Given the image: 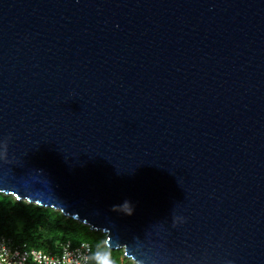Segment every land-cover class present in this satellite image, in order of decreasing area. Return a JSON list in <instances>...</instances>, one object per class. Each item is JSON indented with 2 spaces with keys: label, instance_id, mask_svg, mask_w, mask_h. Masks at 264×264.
<instances>
[{
  "label": "water",
  "instance_id": "obj_1",
  "mask_svg": "<svg viewBox=\"0 0 264 264\" xmlns=\"http://www.w3.org/2000/svg\"><path fill=\"white\" fill-rule=\"evenodd\" d=\"M5 137L1 194L135 264H264V0H0Z\"/></svg>",
  "mask_w": 264,
  "mask_h": 264
},
{
  "label": "clouds",
  "instance_id": "obj_2",
  "mask_svg": "<svg viewBox=\"0 0 264 264\" xmlns=\"http://www.w3.org/2000/svg\"><path fill=\"white\" fill-rule=\"evenodd\" d=\"M9 140L10 137L0 139V161L8 158ZM119 209L126 215L133 214L128 201ZM177 219L182 221L183 217ZM90 233L96 232L79 219H73L62 207L41 204L28 196L8 199L0 196V264H38L32 255L37 243L46 244L49 256L41 264H65L66 259L71 264H100L104 257H109L108 264H114L109 248L103 247V240L96 244L95 250L90 247L87 242ZM225 264L233 262L229 260Z\"/></svg>",
  "mask_w": 264,
  "mask_h": 264
},
{
  "label": "trees",
  "instance_id": "obj_3",
  "mask_svg": "<svg viewBox=\"0 0 264 264\" xmlns=\"http://www.w3.org/2000/svg\"><path fill=\"white\" fill-rule=\"evenodd\" d=\"M0 196H3L5 199H8L9 197H12L10 195H5V194H1V193H0ZM93 232H96V233L87 234L88 235L87 242L90 244V246L93 248V250H95L96 244L100 240H103V247L107 249V246H106V235L103 234L100 231H93ZM33 249L42 250L44 252H47L45 243H37L33 247ZM110 253H111L110 258H111L112 261H114V264H134L129 259L124 257L123 250H110ZM104 258L106 259V258H109V257H104Z\"/></svg>",
  "mask_w": 264,
  "mask_h": 264
},
{
  "label": "built area",
  "instance_id": "obj_4",
  "mask_svg": "<svg viewBox=\"0 0 264 264\" xmlns=\"http://www.w3.org/2000/svg\"><path fill=\"white\" fill-rule=\"evenodd\" d=\"M32 255L35 257L38 264H41V262H46L47 259H49L48 253L42 250L32 249ZM65 264H71V261L66 259ZM100 264H108V261L106 259H101Z\"/></svg>",
  "mask_w": 264,
  "mask_h": 264
},
{
  "label": "rangeland",
  "instance_id": "obj_5",
  "mask_svg": "<svg viewBox=\"0 0 264 264\" xmlns=\"http://www.w3.org/2000/svg\"><path fill=\"white\" fill-rule=\"evenodd\" d=\"M125 257V256H124ZM130 260V259H129ZM131 261V260H130ZM132 262V261H131ZM132 263H134V262H132ZM135 264V263H134Z\"/></svg>",
  "mask_w": 264,
  "mask_h": 264
}]
</instances>
